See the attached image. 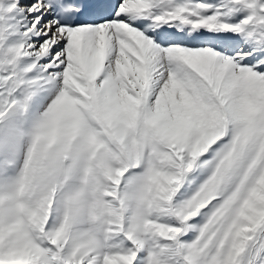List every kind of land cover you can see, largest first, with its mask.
<instances>
[{"label":"snow or ice","instance_id":"1","mask_svg":"<svg viewBox=\"0 0 264 264\" xmlns=\"http://www.w3.org/2000/svg\"><path fill=\"white\" fill-rule=\"evenodd\" d=\"M0 34L5 48L27 50L19 68L32 70L18 78L47 81L37 95L57 92L63 74L83 59L99 68L100 86L135 48L147 73V108L171 77L221 117V137L190 170L168 165L178 187L166 203L146 202L144 192L169 147L145 135L141 158L119 182L116 225L106 217L81 221L58 246L50 222L36 241L41 264H73L74 253L84 264H264V162L254 163L264 137L240 143L242 105L264 99L257 96L264 88V0H0ZM16 97L25 102L22 91ZM255 119L264 128V112ZM13 127L0 125V150L13 149ZM182 156L187 165L188 153Z\"/></svg>","mask_w":264,"mask_h":264},{"label":"rangeland","instance_id":"2","mask_svg":"<svg viewBox=\"0 0 264 264\" xmlns=\"http://www.w3.org/2000/svg\"><path fill=\"white\" fill-rule=\"evenodd\" d=\"M5 38L0 34V125H14L15 142L10 152L0 150V264H41L44 250L36 241L48 235L50 222L56 224L51 239L58 246L75 236L81 221L93 223L106 217L110 225H116L122 214L119 182L141 158L145 135L169 147L163 164L147 180L144 196L153 203L170 201L178 187L175 176L167 172L169 164L177 166V173L190 170L221 137L220 115L171 77L163 97L150 109L144 106L143 115L139 113L147 73L142 59L133 55L135 48L126 51L127 58L102 85L95 83L98 67L83 59L77 69L63 74L59 90L45 97L37 95L47 83L42 76L18 78L19 59L28 58V53L26 49L4 51ZM88 63L94 67L91 71ZM92 84L97 110L124 155L95 121ZM19 91L24 103L16 97ZM257 96L264 97V88L257 89ZM261 112L264 99L242 105L240 116L247 127L241 144L253 136L264 137V128H258L255 119ZM193 133L197 137L189 144ZM184 152L189 156L187 165ZM260 162H264V140L254 160ZM195 189L194 184L188 196ZM85 259H77L75 253L72 257L73 264H84Z\"/></svg>","mask_w":264,"mask_h":264},{"label":"bare ground","instance_id":"3","mask_svg":"<svg viewBox=\"0 0 264 264\" xmlns=\"http://www.w3.org/2000/svg\"><path fill=\"white\" fill-rule=\"evenodd\" d=\"M4 49H5V47H4ZM7 50H11V52L12 51H14L15 49L13 48V47H8V48H6ZM6 49L4 50V51H6ZM17 50V49H16ZM135 51V50H134ZM15 53V52H14ZM25 59H27V58H20V62L21 61H23V60H25ZM83 62V61H82ZM89 62V61H88ZM92 64V63H91ZM19 65V64H18ZM88 65L90 66L89 67V70L88 71H91V67H93V66H91L89 63H88ZM86 68H87V66H86ZM94 68V67H93ZM96 69H97V66H96ZM99 69V68H98ZM32 70V69H31ZM94 70V69H93ZM29 71V69L28 70H24V69H20L19 67H18V74L20 75V77H23L24 76V74L26 73V72H28ZM97 71V70H96ZM90 73V72H89ZM92 73V72H91ZM91 90H90V94H91V96H92V103H93V107H94V111L96 112V107H95V100H94V85L92 84L91 85ZM145 102V96L144 97H142V107L140 108V111H141V113H142V109H143V106H144V103ZM98 119V121H99V123H100V125H101V127L102 128H104V130H105V132H106V134H107V137H108V139L111 141V143L118 149V143L114 140V138H113V136L112 135H110L109 133V129L107 128V126L104 124V122L102 121V119L101 118H97ZM142 122V121H141ZM143 123V122H142ZM141 124V123H140Z\"/></svg>","mask_w":264,"mask_h":264},{"label":"clouds","instance_id":"4","mask_svg":"<svg viewBox=\"0 0 264 264\" xmlns=\"http://www.w3.org/2000/svg\"><path fill=\"white\" fill-rule=\"evenodd\" d=\"M37 179H39V177H37Z\"/></svg>","mask_w":264,"mask_h":264}]
</instances>
